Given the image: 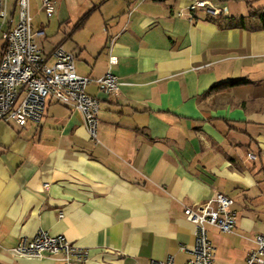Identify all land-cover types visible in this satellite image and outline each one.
Instances as JSON below:
<instances>
[{
  "label": "crops",
  "instance_id": "1",
  "mask_svg": "<svg viewBox=\"0 0 264 264\" xmlns=\"http://www.w3.org/2000/svg\"><path fill=\"white\" fill-rule=\"evenodd\" d=\"M224 1L226 16L190 19L187 0H58L51 15L30 0L44 30L65 28L38 42L74 54L99 123L93 140L79 111L50 98L37 125L0 120V264H63L11 253L39 229L89 249L82 264H185L180 247L195 236L184 207L216 192L234 200L232 233L253 229L264 209V27L252 13L264 0ZM6 9L1 30L18 21L17 0ZM109 69L120 85L106 93L96 79ZM239 78L248 83L209 91Z\"/></svg>",
  "mask_w": 264,
  "mask_h": 264
},
{
  "label": "built area",
  "instance_id": "2",
  "mask_svg": "<svg viewBox=\"0 0 264 264\" xmlns=\"http://www.w3.org/2000/svg\"><path fill=\"white\" fill-rule=\"evenodd\" d=\"M58 0H42L48 15L55 12ZM18 21L8 30L0 29L5 41L0 59V120L19 127L29 123L39 124L46 110L48 98L79 111L84 118L89 135L97 140L100 100L87 92L91 79L76 72L75 56L62 45L50 55L43 52L38 39L44 29L36 27L30 10V0H17ZM190 19L201 14L208 19H218L228 14L224 0H187ZM181 14V13H179ZM7 16L6 0H0V18ZM110 66L117 57L109 56ZM106 93L119 89L118 77L109 69L96 79ZM234 200L216 192L207 201L184 207L185 217L194 225V244L182 245L188 253L185 264H213L215 246L209 236V227L219 232L232 233L237 224ZM62 217V213L59 214ZM254 247L244 264H264V231L253 238ZM16 257L50 258L63 264H82L89 259V249L79 247L63 235H51L39 229L32 237H23L10 249ZM149 264H175L172 255L163 261L151 260Z\"/></svg>",
  "mask_w": 264,
  "mask_h": 264
},
{
  "label": "rangeland",
  "instance_id": "3",
  "mask_svg": "<svg viewBox=\"0 0 264 264\" xmlns=\"http://www.w3.org/2000/svg\"><path fill=\"white\" fill-rule=\"evenodd\" d=\"M34 16V24L39 27L44 18L38 12L32 13ZM65 28L59 29V24L52 21L44 32L46 36H57L61 38L64 35ZM72 38L68 42L73 43ZM259 218L252 230L239 233L218 232L214 228H210V238L215 246V258L213 264H244L247 252L253 247V238L258 232L264 231V209L260 210Z\"/></svg>",
  "mask_w": 264,
  "mask_h": 264
},
{
  "label": "trees",
  "instance_id": "4",
  "mask_svg": "<svg viewBox=\"0 0 264 264\" xmlns=\"http://www.w3.org/2000/svg\"><path fill=\"white\" fill-rule=\"evenodd\" d=\"M252 15L258 17L262 22V26L264 27V8L254 10ZM246 83H248V80L246 78L234 79L231 81L216 84V85L212 86L209 89V91L220 90V89H224V88H228V87H234V86H240V85H244Z\"/></svg>",
  "mask_w": 264,
  "mask_h": 264
}]
</instances>
